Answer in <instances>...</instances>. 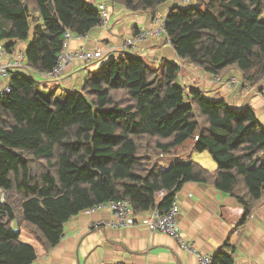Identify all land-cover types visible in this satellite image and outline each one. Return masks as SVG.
I'll return each mask as SVG.
<instances>
[{
	"label": "trees",
	"instance_id": "obj_1",
	"mask_svg": "<svg viewBox=\"0 0 264 264\" xmlns=\"http://www.w3.org/2000/svg\"><path fill=\"white\" fill-rule=\"evenodd\" d=\"M168 1L109 0L153 20ZM263 15L264 0H198L170 8L164 36L181 61L215 77L234 67L255 87L264 80ZM99 24L85 0H0L4 49L32 40L24 69L8 71L9 92L0 95V264H32L37 251L23 232L49 251L70 219L96 205L123 200L135 214H164L184 183L197 182L236 199L245 220L264 196V126L254 110L187 91L173 62L152 66L126 52L89 72L63 102L37 92L30 71L53 70L65 32L80 36ZM187 142L211 156L214 174L181 162ZM166 157L177 159L166 166ZM233 262L220 251L212 264Z\"/></svg>",
	"mask_w": 264,
	"mask_h": 264
},
{
	"label": "crops",
	"instance_id": "obj_2",
	"mask_svg": "<svg viewBox=\"0 0 264 264\" xmlns=\"http://www.w3.org/2000/svg\"><path fill=\"white\" fill-rule=\"evenodd\" d=\"M85 1L96 8L101 0ZM178 2L179 0H170L157 7L156 11L161 13L173 6H180ZM107 6L110 12L107 27L92 29L88 33V39L84 41L71 40L68 43V52L71 53L80 47H84L85 50L101 49L111 51L105 59L110 56L117 58L127 52L122 49L125 42L123 35L127 39L133 36L135 28L139 32L149 31L153 27L150 13L130 15V19L133 18L131 27L118 20L114 22L111 19L114 3L108 2ZM25 49L26 41L19 42L14 47V51ZM138 53L146 56L155 65L161 59L179 65L181 67L179 84L183 88L199 90L208 99L225 100L235 109L250 107L264 126V102L259 95V92L264 90V80L250 92L229 88L223 81L232 75L241 78L240 72L232 67L221 76H217L222 83L216 84L215 76L207 75L194 65L181 61L169 44L151 36L140 45ZM9 59L6 57L7 61ZM93 64L84 66L80 61L74 60L56 82L64 89L79 91L83 79L92 71ZM22 67L24 69L25 65ZM37 74L43 78L42 73ZM8 84L9 78L0 79V87H6ZM193 154L190 152V155ZM206 154L198 153V157L195 156L196 163L214 174L216 164L211 156ZM175 200L179 205L178 229L199 252L215 256L223 251L232 256L233 264H264V196L245 220L244 209L236 199L217 190L211 184L184 183L177 191ZM150 212L137 214V219L147 218ZM111 219L112 214L107 209L78 214L64 225L59 243L49 251L43 250L37 242H34L36 245L33 244L24 232L22 238L36 248L37 258L32 264H200L195 255L180 249L172 238L162 233L150 232L145 226L122 229L105 225L91 227L97 222L108 223Z\"/></svg>",
	"mask_w": 264,
	"mask_h": 264
},
{
	"label": "built area",
	"instance_id": "obj_3",
	"mask_svg": "<svg viewBox=\"0 0 264 264\" xmlns=\"http://www.w3.org/2000/svg\"><path fill=\"white\" fill-rule=\"evenodd\" d=\"M198 0H179L178 5L181 7L193 6L196 4ZM109 0H101L97 5V10L100 16V29H105L107 27V23L109 21L110 12L107 6ZM167 11L157 13L156 18L153 20V27L149 31H139L137 35L128 37L123 43V51H127L130 53H137L140 45L148 40V37L151 36L154 39H164L167 44L169 41L165 39V31L164 25L166 21V17L168 14ZM64 43L63 48L57 57L56 65L52 71L48 73H42V77L47 79L48 81H56L61 78L66 67L72 63V61H80L82 65L89 66L93 63H98L104 60L107 55L111 54V51H102L101 49L94 50H85L84 47H80L73 52H68V43L71 40H79L84 41L88 39V33L80 36H75L71 34L69 31H66L64 34ZM6 57L10 59L7 61ZM111 58V56H110ZM25 59V51H14V49L10 52H7L3 45L0 43V79L9 78L8 71L13 68H23L26 63ZM214 81L216 84H221L222 81L219 77H215ZM223 84L227 85L229 88L240 89L244 92H250L254 90V87H251L247 83H245L239 76L232 75L228 77ZM9 88L0 87V95L4 93H8ZM261 99L264 102V90L259 92ZM198 137H195V141H197ZM162 163V161H159ZM159 197L162 198L166 196L165 191H159ZM107 209L112 214V219L108 223L97 222L92 224L91 227H99L101 225H105L115 229H122L130 226H145V228L150 232L162 233L166 236L172 238L180 247V249L189 252L195 255L200 264H212L213 256L207 255L199 252L194 245L187 241L182 234L180 233L177 226V215L179 214V205L177 201L174 199L171 207L167 210L166 213L162 214L158 210H153L150 212V216L145 219L139 220L137 219V214H135L130 207L129 203L123 200L120 201H112L107 204H100L90 208L89 212H95L99 210Z\"/></svg>",
	"mask_w": 264,
	"mask_h": 264
},
{
	"label": "rangeland",
	"instance_id": "obj_4",
	"mask_svg": "<svg viewBox=\"0 0 264 264\" xmlns=\"http://www.w3.org/2000/svg\"><path fill=\"white\" fill-rule=\"evenodd\" d=\"M130 15H133L129 13L121 4L118 2L114 3V13L111 15V19L116 22H122L125 26L131 27L133 26V21L130 19ZM264 18V15H263ZM129 19V21H127ZM121 30V29H120ZM124 40H126V37L123 35ZM30 39L26 41V47L30 44ZM110 59V58H108ZM108 59L103 60L100 63H94L91 67L92 75H95L98 73V71L108 62ZM26 63V61H24ZM150 64L152 66H155L154 63ZM98 75V74H97ZM33 78L36 80L39 85L36 87L37 92L46 100H53L54 102H63L65 99L66 94H73L76 92V90H70V89H64L60 86V84L56 81H48L43 78H40V76L37 73H32ZM188 91L189 88H186ZM187 103L188 100H185ZM190 152H193V155H190ZM178 153L181 156L180 160L183 163H188L190 161L197 162V159H195V156L198 157V152L194 149V144L192 142H187L184 146H181L178 148ZM207 153V152H205ZM206 155H209L208 153ZM177 158L173 157H166L164 158V163L166 166H169L172 164V162L175 161ZM15 227V224L13 225ZM33 244L34 241H33ZM36 245V244H35Z\"/></svg>",
	"mask_w": 264,
	"mask_h": 264
}]
</instances>
